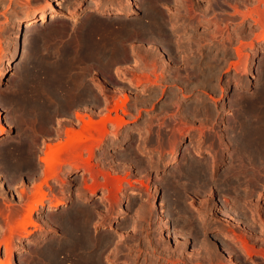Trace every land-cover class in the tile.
<instances>
[{
    "label": "rangeland",
    "instance_id": "374dc122",
    "mask_svg": "<svg viewBox=\"0 0 264 264\" xmlns=\"http://www.w3.org/2000/svg\"><path fill=\"white\" fill-rule=\"evenodd\" d=\"M100 1L106 8L129 7L127 0ZM131 1L136 12L124 16L99 13L100 6L91 0H0V67H7L0 82V127L5 129L0 134V240L9 231L10 218L24 212L38 183L50 197L33 214L34 225L27 226L31 234H14L13 254L8 256L1 246V261L50 264L47 255L57 243L62 251L59 257L64 259L59 258L61 264H84L83 256L89 250L75 246L76 236H71L77 235L74 224L60 218H73L77 209L86 214L91 207L94 214L88 212L90 216L83 217L82 213L80 218L87 232L91 230L92 242L98 243L94 248L102 264H264V153L260 160L253 158L232 138L246 128L245 120L250 117H260V121L253 118L254 124L264 130V0ZM40 11H54L56 18L39 21L29 36L24 22ZM246 13H254L262 21L257 23ZM86 40L96 41L92 46ZM240 46L238 56L235 49ZM88 47H93L96 55ZM116 47L117 53L113 51ZM113 54L116 56L111 59ZM137 79L139 84L128 85ZM125 95L128 99L123 109L128 112L119 107L118 113L127 123L118 128L108 123L104 141L93 154L80 142V166L65 164L59 177L43 183L47 166L41 158L48 152L47 144L70 126L68 120L80 123L81 128V120L75 116L80 112L86 119L91 116L99 121L107 107L114 109ZM112 115H116L114 110ZM83 160L88 168L81 167ZM192 161L196 172L202 174L187 173ZM104 174L131 182H124L128 187L119 193L117 205L110 201V191L103 188ZM94 175L103 183L99 181L102 186L97 185L96 194L91 196ZM131 188L148 198L146 194L131 196ZM105 196L109 200L104 201ZM61 197L64 204L49 211L50 204ZM163 202L164 208L160 205ZM142 209L151 213L150 218L145 215L149 220L140 214ZM221 212L240 226L230 225L224 216L221 220ZM83 218L93 220L92 227ZM113 220V226H106ZM132 221L137 224L132 225ZM217 231L241 236L240 240L256 252L249 255L240 240L223 239ZM129 234L134 240H126Z\"/></svg>",
    "mask_w": 264,
    "mask_h": 264
},
{
    "label": "bare ground",
    "instance_id": "6f19581e",
    "mask_svg": "<svg viewBox=\"0 0 264 264\" xmlns=\"http://www.w3.org/2000/svg\"><path fill=\"white\" fill-rule=\"evenodd\" d=\"M51 1V0H50ZM52 1H54V0H52ZM126 1V0H125ZM91 2L94 4V5H99L100 6V9H99V13L101 12V13H104V12H107V13H114V14H117V15H124V16H131V15H133V14H135V12H136V9H135V7H134V5H133V2L131 1V0H127V4H128V8H126V7H114V8H106L105 6H102V2L100 1V0H91ZM57 3V2H56ZM53 6V5H52ZM59 7V6H58ZM56 13V12H55ZM54 13V11H51V12H46V11H43V12H41L40 11V13L39 14H37V15H33V16H31V17H29L25 22H24V27H25V32L26 33H28V35L29 36H31V35H33V30L35 29V26H36V23H38L39 21H41V23H45L49 18H56V14ZM35 14V13H34ZM254 13H246V14H244L246 17L247 16H249V17H251V18H253L254 19V21L255 22H261L262 20V18L260 19V17L259 18H255L254 17V15H253ZM155 16V15H154ZM93 20V19H92ZM97 21V20H96ZM157 21V20H156ZM40 23V24H41ZM95 25V24H94ZM93 25V26H94ZM92 26V27H93ZM159 28V27H158ZM91 29V28H90ZM99 29V28H98ZM113 31V30H112ZM111 31V32H112ZM114 32V31H113ZM105 33V32H104ZM109 33V32H108ZM38 34V33H37ZM87 35V34H86ZM39 36H41V34L39 35ZM91 36V35H90ZM42 37V36H41ZM92 37V36H91ZM25 38V37H24ZM34 38H35V36H34ZM87 38H90L89 36L87 37ZM94 38V37H93ZM38 39V38H37ZM91 39V38H90ZM14 40V39H13ZM88 40V39H87ZM86 40V41H87ZM91 40H93V39H91ZM91 40H89V44H95V43H93V42H95V41H93L92 43L90 42ZM101 40V39H100ZM99 40V41H100ZM84 41H85V38H84ZM105 41V40H104ZM108 41V40H107ZM107 41H106V43H107ZM103 42V41H102ZM109 42V41H108ZM87 43V44H88ZM105 43V44H106ZM13 44V43H12ZM103 44V43H102ZM109 44V43H108ZM108 44H107V47H108ZM14 45V44H13ZM12 45V46H13ZM84 45H85V48H86V43H84ZM96 45H98L99 46V44L97 43ZM110 45V44H109ZM111 45H114V44H111ZM90 46V45H89ZM93 46V45H92ZM102 46H104V45H102ZM243 46V45H242ZM110 47V46H109ZM117 47H119L118 45H117ZM117 47H116V51L115 50H113L114 48H115V46H114V48L112 49L114 52H116L117 53ZM15 48V47H14ZM69 48H71V47H69ZM83 48V47H82ZM88 48H93V47H88ZM102 47L100 46V49H101ZM104 48H105V46H104ZM0 49H1V41H0ZM91 49H86V50H91ZM111 49V48H110ZM71 50V49H70ZM95 51L97 50V51H100V50H98L97 48L96 49H94ZM235 50H237V53H238V56L239 55H241V53H242V48H241V46L240 47H237V49H235ZM74 51V50H73ZM79 51V50H78ZM91 51H93V49L91 50ZM91 51H89V52H91ZM107 51V50H106ZM110 51V53H111V50H109ZM58 52V51H57ZM56 52V53H57ZM80 52V51H79ZM104 52V51H103ZM118 52H120L119 51V49H118ZM72 53V52H71ZM70 53V54H71ZM93 53H94V51H93ZM97 53V52H96ZM96 53H94L95 55H96ZM102 53V52H101ZM107 53L108 52H105L104 54H106L105 56H107ZM110 53H109V55H110ZM66 54V53H65ZM115 54V53H114ZM114 54L112 55L113 57L111 58V59H113V58H115V56H114ZM119 54V53H118ZM117 54V56H119ZM121 54V53H120ZM189 54V53H188ZM99 55H101V54H99ZM13 56V55H12ZM69 56H72V55H69ZM105 56H103V55H101L100 57H101V59H104L103 57H105ZM87 57V56H86ZM107 57H109V56H107ZM62 58V57H61ZM94 58H97L96 56L94 57ZM11 59V58H10ZM66 59V58H65ZM87 59H89V58H87ZM93 59V58H92ZM91 60V59H90ZM98 60H99V57H98ZM110 60V59H109ZM93 61V60H92ZM103 61H108V59L107 60H103ZM109 62H111V60L109 61ZM69 64V63H68ZM107 64H109V63H107ZM106 64V65H107ZM217 64V63H216ZM60 65V64H59ZM172 65V64H171ZM154 66V65H153ZM50 69V68H49ZM48 70V69H47ZM154 71V70H153ZM6 72H7V67H0V82L3 80V78H4V76H5V74H6ZM51 72V71H50ZM51 74V73H50ZM53 74V73H52ZM144 74V73H143ZM145 75V74H144ZM148 76V75H147ZM150 77V76H149ZM149 77H147L146 78V80H149L148 78ZM56 79V78H55ZM151 79V81L153 80L152 78H150ZM138 80V79H137ZM51 82H52V80H51ZM54 82V81H53ZM141 82V81H140ZM143 82V81H142ZM156 82V81H155ZM47 83H48V81H47ZM139 84V80L138 81H136V82H129L128 83V85L129 86H133L134 84ZM53 84V83H52ZM52 84H50L49 85V87L50 86H52ZM66 84V83H65ZM64 84V85H65ZM75 84V83H74ZM78 84V83H77ZM80 84V83H79ZM156 84V83H155ZM61 86V85H60ZM59 86V87H60ZM66 87V86H65ZM77 87H78V85H77ZM80 87V86H79ZM51 88V87H50ZM55 87H53V90H56V89H54ZM58 88V87H57ZM46 89V88H45ZM52 90V91H53ZM51 91V90H50ZM51 91V92H52ZM77 91V90H76ZM54 92V91H53ZM56 92V91H55ZM57 93V92H56ZM89 93V92H88ZM71 94H73V92L71 93ZM75 94H76V92H75ZM127 95V94H126ZM123 96V103H122V101L121 102H119V104H118V102H117V104H116V107L114 108V109H111L109 106L107 107V109H106V115L103 117L102 116V118L98 121L97 119L95 120L93 117H91V116H89L88 117V119H86V118H84V116L83 115H81L80 114V112H76L75 113V116H76V118H78L79 120H81V123H82V125L83 126H81V128H80V123H78V122H76V121H73V120H68L69 122H70V126H68V127H66L65 128V131H63V134L61 135L60 134V136L59 137H57V138H54V140L52 141V142H49L48 144H47V148H48V152H46V154H45V157H43V158H41L42 159V162H43V164H45V166H47V167H45L46 168V171L44 172V176H45V182H43V181H41V182H43V183H48L49 182V179L50 178H56V177H59V173H60V170L63 168V166L65 165V164H69L71 167L73 166V167H78V166H80V164H81V161H80V142H83V144H84V146H85V150L87 149V151L90 153V154H93L94 153V151H95V149L96 148H98L100 145H102V142L104 141V138H105V136H106V133L108 132V127H107V125H108V123H113L114 125H117V128H118V126H122V125H124V124H126L127 123V119L124 117V116H122V115H120L119 113H118V109H119V107L120 108H122V110L124 111V113L127 111H125V109H123L124 108V105H125V103H126V101H127V99H128V95L127 96ZM71 96V95H70ZM76 96H77V94H76ZM48 97V96H47ZM261 97V96H260ZM260 97H259V99H260ZM70 98H72V97H70ZM77 100H79L80 101V94L77 96V97H75ZM262 98V97H261ZM48 99V98H47ZM72 100V99H71ZM51 101V100H50ZM72 101H74V100H72ZM118 101V100H117ZM245 101H247V100H245ZM261 101V100H260ZM113 102V101H112ZM263 102V101H262ZM120 103H122V104H120ZM260 104V103H259ZM50 105V104H49ZM48 105V106H49ZM254 104L252 103V107L253 108H255L254 106H253ZM257 106V105H256ZM50 108V107H49ZM261 109V108H260ZM115 111V113H116V115L115 116H113L112 115V111ZM128 112V111H127ZM249 112V111H248ZM260 112H262V110L260 111ZM100 115H102V114H100ZM250 117V116H249ZM262 117H263V115H262ZM3 117L0 115V119H2ZM253 118H256V120L257 121H260L259 120V118L257 119V117L256 116H254V117H250V118H247V120H245L246 121V123H245V129L244 130H240L238 133H234V135L236 136V137H232L233 139H235L234 141V143H237L238 144V147L240 146V150H243V151H245V152H243V153H246V152H249V153H251V155L253 156V158H258L259 160H260V158L262 157V155H263V153H264V132H262V131H264V130H262V131H260V129H258V127L257 126H259V125H256L255 126V124H254V120H253ZM264 118V117H263ZM66 119V118H65ZM263 120V119H262ZM261 120V121H262ZM3 122V121H2ZM243 122V121H242ZM263 122V121H262ZM69 124V123H68ZM67 124V125H68ZM236 124H240L239 122L238 123H234V125H236ZM244 124V123H243ZM241 125L242 126V128L244 127V125ZM63 124H60V127L62 126ZM63 126H65V124L63 125ZM76 126H79V127H76ZM240 126V125H239ZM240 126V127H241ZM59 127V128H60ZM242 128H240V129H242ZM58 129V128H57ZM231 129V128H230ZM237 129H238V127H237ZM264 129V128H263ZM60 130H61V128H60ZM239 130V129H238ZM234 131V130H233ZM5 132V129L4 128H2V127H0V134H2V133H4ZM173 132V131H172ZM216 132V131H215ZM235 132H237V131H235ZM50 133H51V130H50ZM52 133H53V131H52ZM51 133V134H52ZM59 133H60V131H59ZM62 133V132H61ZM224 133V132H223ZM214 135V134H213ZM231 136H232V133L230 134ZM223 137V136H222ZM52 139V138H51ZM229 142V141H228ZM232 142V141H231ZM233 143V142H232ZM237 144H234V146L235 145H237ZM236 148L235 149H237L238 150V147L237 146H235ZM234 149V150H235ZM83 150V149H82ZM239 150V151H240ZM164 152V151H163ZM238 153V152H237ZM243 153H240V154H243ZM248 154V153H247ZM250 155V154H249ZM250 155V156H251ZM243 156V155H242ZM241 155H240V157L241 158H243ZM251 156V157H252ZM66 157V158H65ZM90 157H92V156H90ZM239 157V156H238ZM260 157V158H259ZM263 158H264V156H263ZM262 158V159H263ZM85 159V158H84ZM89 159H91V158H89L88 157V159L86 158V160H88L89 161ZM261 159V160H262ZM193 160V159H192ZM241 160V159H240ZM198 161V160H197ZM257 161V160H256ZM83 162H84V160H83ZM82 162V166L81 167H85V168H88L87 166H88V163H86V162H84L83 163ZM143 162V161H142ZM190 163H191V160L189 161ZM200 162V161H199ZM209 162V161H208ZM255 162V161H254ZM91 163V162H90ZM187 163V162H186ZM185 163V164H186ZM190 163H189V165H190ZM192 163H193V161H192ZM203 163V162H202ZM157 164V163H156ZM188 164V163H187ZM199 164V163H198ZM204 164H205V162H204ZM210 164V163H209ZM90 165V164H89ZM195 163H193L192 165H191V167H190V169L187 171V173L189 174V175H194V172H196V170H195ZM200 165V164H199ZM202 165V164H201ZM207 165H208V163H207ZM207 165H204V168H205V166H206V168H207V170H208V167H207ZM213 165V164H212ZM92 167V166H91ZM140 167V166H139ZM147 168H148V170H150L151 168L150 167H148V166H146ZM158 167V166H157ZM156 167V168H157ZM180 167V166H179ZM141 168V167H140ZM178 168V167H177ZM202 168H203V166H202ZM145 169V168H144ZM143 169V170H144ZM209 169H211L210 167H209ZM85 170H87V169H85ZM91 170V169H90ZM146 170V169H145ZM202 170V172H203V169H201ZM205 170V169H204ZM206 170V171H207ZM93 171V170H92ZM198 171V170H197ZM212 171V170H211ZM211 171H210V173H211ZM97 172V171H96ZM179 172H181V174H182V171L180 170ZM229 172V171H228ZM228 172H226V177H228V175H227V173ZM94 173H95V171H94ZM150 173V172H149ZM149 173H148V175H149ZM196 173H198V172H196ZM199 173H200V171H199ZM198 173V174H199ZM206 172H204V174H205ZM209 173V172H208ZM208 173H207V177H208ZM97 174V173H96ZM156 174V173H155ZM172 174H173V172H172ZM200 174H202V173H200ZM202 175V176H206V175ZM92 175H93V173H92ZM211 175H212V173H211ZM86 177V176H85ZM154 177H156V179H157V176L155 175ZM160 177V176H159ZM177 177V176H176ZM211 177V176H210ZM84 178V177H83ZM87 178V177H86ZM91 178V177H90ZM94 180H93V182L94 181H96V184H95V186L93 187V188H91V196H93L94 194H96V192H97V185H101L102 183H103V179H102V181H100V179H99V181L100 182H102L101 184H100V182L98 181V175H94L93 177H92ZM104 184H102L104 187L103 188H107L110 192V194L108 195V196H110L111 194H112V198H110V201H112V200H114L115 201V205H117V202H119V199H118V195H119V193L120 192H124L125 190H126V188L128 187L127 185H125L124 184V182L125 181H127V183H128V185H131V182H130V180H127L126 179V177H122V176H110L109 174H104ZM149 178V177H148ZM174 178V177H173ZM172 176H171V180L170 181H173L172 179ZM178 178V177H177ZM193 178V177H192ZM201 178H203V177H201ZM170 179V178H169ZM183 179H185V178H183ZM187 179V178H186ZM197 179V178H196ZM148 180V179H147ZM154 180V179H153ZM181 180H182V178H181ZM181 180H180V184H181ZM189 180V179H188ZM208 180H209V178H208ZM132 181V180H131ZM152 181V180H151ZM176 182H177V179L175 180ZM201 181H204V178H203V180L201 179ZM169 182V181H168ZM183 182V181H182ZM188 182H190V181H188ZM226 182V181H225ZM2 183V182H1ZM143 183V182H142ZM178 183V182H177ZM200 183V182H199ZM207 183V182H206ZM94 184V183H93ZM133 184V183H132ZM190 184V183H189ZM198 184V183H197ZM204 185H205V183H203ZM226 184V183H225ZM45 185V184H44ZM48 185V184H47ZM101 185V186H102ZM179 185V184H178ZM183 185V184H182ZM88 186V185H87ZM146 186H147V184H146ZM179 186H181V185H179ZM179 186H177V187H179ZM203 186V185H202ZM92 187V186H91ZM137 187V186H136ZM184 187V186H183ZM238 187V186H237ZM135 188V187H134ZM138 188H140V187H138ZM147 188H148V186H147ZM182 188V187H181ZM187 188V187H186ZM223 188V187H222ZM132 189V188H131ZM143 189V188H142ZM141 189V190H142ZM188 189V188H187ZM190 189V188H189ZM191 189H193V188H191ZM133 190V192L130 194L131 196H136V197H143L146 193H144V195L141 193V191H135L134 189H132ZM140 190V189H139ZM144 190V189H143ZM148 190H149V188H148ZM146 191V190H145ZM185 191V190H184ZM188 191H190V190H188ZM187 191V192H188ZM192 191V190H191ZM24 192V191H23ZM23 192H21V193H23ZM106 192H108V191H106ZM127 193H129V192H127ZM180 193V192H179ZM181 193H183L182 191H181ZM180 193V195H182ZM24 194V193H23ZM104 194H106V193H104ZM126 194V193H125ZM177 194V193H176ZM175 194V195H176ZM185 194V193H184ZM121 195V194H120ZM175 195H173V196H175ZM49 195H48V193H47V190H44V187H43V184L41 183V184H39L38 183V185H37V187H35V189L33 188V192L30 194V197H29V204L27 205V207L25 208V210H24V212H22V216H23V218L21 217L20 218V214L18 215H16V214H14L15 216H13L12 218H10V221L8 222V233H5L4 234V236H3V238H2V240H0V248H1V246L2 245H4V247H5V249H6V251H7V253H8V256H10L11 254H13V252H12V245H13V236H14V234L15 233H21V237H25L26 235H29V234H31V230H29L28 228H27V226H29V225H34V221H33V214L37 211V210H39V207L41 206V205H44L45 204V201L48 199V198H50V197H48ZM63 196V195H62ZM108 196H105V198L103 199L104 201H106V199L107 200H109V197ZM146 196H147V194H146ZM155 196V195H154ZM185 196V195H184ZM120 197V196H119ZM130 197V196H129ZM150 197H152L151 195H150ZM175 197H178V195H176ZM181 197V196H180ZM185 197H187V195L185 196ZM53 198V197H52ZM122 198V197H121ZM126 198V197H125ZM147 198H148V196H147ZM170 198H172V197H170ZM140 199V198H139ZM102 200V199H101ZM102 200V201H103ZM128 200V199H127ZM144 200V199H143ZM171 200V199H170ZM113 201V202H114ZM142 201V200H141ZM168 201V200H167ZM64 199L61 197V198H58V199H56L55 201H53L51 204H50V207H49V211H51V210H54V209H56V208H58L60 205H62V204H64ZM108 202V201H107ZM130 202V201H129ZM144 202V201H143ZM165 202H166V200H165ZM181 202V201H180ZM182 202H183V200H182ZM81 203V202H80ZM105 203V202H104ZM110 203V202H109ZM109 203H107V204H109ZM171 203H172V201H171ZM84 204V203H83ZM114 204V203H113ZM138 204V203H137ZM167 204H168V202H167ZM190 204V203H189ZM109 205H111V204H109ZM109 205H107L108 207H110L111 208V206H109ZM114 205V207H116ZM130 206H132L131 204H129ZM129 205H127V208H128V206ZM135 205H136V203H135ZM161 206H162V208H164V202L163 203H161L160 204ZM170 205H172V204H170L169 203V206ZM179 205H181V204H179ZM81 206V205H80ZM87 206V205H86ZM175 206V205H174ZM191 206V205H190ZM76 207V206H75ZM89 207V206H88ZM114 207H112V208H114ZM119 207H121V206H119ZM138 207H140V206H138ZM182 207V206H181ZM180 207V208H181ZM78 208V207H77ZM76 208V209H77ZM84 208H86V207H84ZM83 208V209H84ZM91 208V207H90ZM90 208L88 209L89 211L88 212H90ZM93 208V207H92ZM133 208V207H132ZM135 208V207H134ZM141 208H143V207H141ZM141 208H139V209H141ZM150 208H151V206H150ZM154 207H152V209H153ZM166 208V207H165ZM87 209V208H86ZM117 209H118V207H117ZM120 209V208H119ZM136 209H138V208H136ZM136 209H135V211H136ZM145 209V208H144ZM184 209V208H183ZM183 209H182V211H183ZM204 209V208H203ZM218 209V208H217ZM85 210V209H84ZM91 210H95V209H91ZM101 210H103V209H101ZM113 210V209H112ZM126 210V209H125ZM154 210V209H153ZM185 210V209H184ZM87 211V210H86ZM105 211H109L108 209L106 210L105 209ZM111 211V210H110ZM115 211V210H114ZM120 211V210H119ZM128 211V210H127ZM126 211V212H127ZM138 211V210H137ZM141 211V210H140ZM156 211V210H155ZM159 211V210H158ZM161 211V210H160ZM220 211V210H219ZM225 211V210H224ZM80 212H81V210L80 209H77V211H76V215L73 217V218H71L70 216H68V217H64L63 216V219H61L60 218V221H62L63 223L65 222H68L69 223V221H70V223H71V221H72V224H74V226L72 225V224H70V225H72L73 227H75V229H76V231H77V235H71V234H69V235H71V236H73V238H74V236H76L75 237V239H74V243H77L75 246L77 247V246H80V248H82L83 247V250H84V247L86 248V249H88L89 251H87L86 253H87V255H84L83 257H84V260H82L83 262H84V264H102V260H101V257H100V254L99 253H97L96 252V250H95V246H97V244L95 245L93 242H92V239H91V237H92V235H90L89 236V233H90V228H89V232H87V229H86V225L85 224H83L82 222H84L83 220H82V218H80V215L83 213V211H82V213L80 214ZM87 212V213H88ZM92 212V211H91ZM90 212V214H94V212H92L91 213ZM97 212V211H96ZM129 212V211H128ZM139 212V211H138ZM137 212V213H138ZM151 212V211H150ZM154 212V211H153ZM74 213V212H73ZM86 213V214H87ZM102 213V212H101ZM111 213V212H110ZM115 213V212H114ZM116 213H117V211H116ZM120 213V212H119ZM136 213V212H135ZM157 213V212H156ZM159 213V212H158ZM183 213V212H182ZM221 213H223L220 217L222 218V216H224V218L227 220L226 222H228L230 225L232 224V225H234V227L236 228V227H239L240 225H239V222L238 221H236V220H234V219H231L232 217H229L228 216V214H226L225 212H221ZM236 213V212H235ZM85 212L82 214L83 215V217H85ZM89 214V213H88ZM90 214H89V216H90ZM140 214H143V216L145 217V215L147 214V217H149L150 215H151V213H148V211L147 210H145V211H143V209H142V211L140 212ZM168 214V213H167ZM178 214V213H177ZM67 215H69V214H67ZM97 214L95 213V216H96ZM108 215V214H107ZM107 215H105V217L107 216ZM126 215V214H125ZM149 215V216H148ZM154 215H155V213H154ZM158 215V214H157ZM87 216V215H86ZM130 216V215H129ZM138 216H140V215H138ZM156 216V215H155ZM107 217H109V215L107 216ZM106 217V218H107ZM147 217H145V218H147ZM159 217H161V216H159ZM86 218H88V217H86ZM90 218V217H89ZM91 218H92V216H91ZM94 218V217H93ZM98 218V217H97ZM132 218V217H131ZM141 218V217H140ZM143 218V217H142ZM144 218V220H149V218H147V219H145ZM175 218V217H174ZM224 218H222L221 220H225ZM51 219V218H50ZM56 219H59V218H55V220ZM82 221H81V220ZM83 219H85V218H83ZM95 220H96V218H94ZM101 219H103L102 218V216H101ZM112 219V218H111ZM124 219V218H123ZM137 219H139V217H137ZM189 219V218H188ZM49 220V219H48ZM86 220V219H85ZM91 220V219H90ZM89 220V221H90ZM105 220V219H104ZM122 220V219H121ZM134 220V219H133ZM151 220H153V219H151ZM50 221H53L52 219L50 220ZM87 221V220H86ZM87 221L88 223V225L89 224H91L92 223V221ZM98 221H100V220H98ZM98 221H97V223H98ZM106 221H107V219H106ZM125 221V220H124ZM141 221H142V219H141ZM164 221V220H163ZM169 221V220H168ZM190 221V220H189ZM53 222H56L57 223V221H53ZM61 222V223H62ZM96 222V221H95ZM128 222H129V220H128ZM127 222V223H128ZM131 222V221H130ZM133 222V221H132ZM143 222V221H142ZM144 222H146V221H144ZM150 222V221H149ZM161 222V221H160ZM59 223V225H61L60 224V222H58ZM113 223H114V220L113 221H109V223H107L106 222V226H113ZM124 223V222H123ZM134 223L135 222H133V224L132 225H134ZM152 223V222H151ZM37 224V223H36ZM48 224H50V222L48 223ZM125 224H126V222H125ZM135 224H137V221H136V223ZM139 224V223H138ZM148 224V223H147ZM159 224V223H158ZM64 225V224H63ZM67 225V224H66ZM92 225L93 224H91V227H92ZM102 225V224H101ZM144 225V227H145V223L143 224ZM152 225H154V224H152ZM151 225V226H152ZM202 225V224H201ZM65 226V225H64ZM90 226V225H89ZM89 226H87V227H89ZM105 226V225H104ZM116 226V225H115ZM122 225L120 224V227H121ZM130 226V225H129ZM147 226V225H146ZM150 226V227H151ZM160 226H161V223H160ZM165 226V225H164ZM167 226V225H166ZM227 226V225H226ZM67 226H65L64 228H66ZM69 227V226H68ZM68 227L66 228L67 230H68ZM73 227H70V228H73ZM233 227V226H232ZM61 228V227H60ZM122 228V227H121ZM134 228V227H133ZM152 228H153V226H152ZM158 228V227H157ZM161 228V227H160ZM163 228V227H162ZM161 228V229H162ZM230 228V227H229ZM75 229H72V231H74ZM141 229V228H140ZM145 230H146V228H144ZM143 229V230H144ZM243 229H244V227H243ZM70 230V233H71V229H69ZM121 230H123V229H121ZM137 230V229H136ZM135 230V231H136ZM95 231V230H94ZM152 231V230H151ZM221 231V230H220ZM227 231V230H226ZM228 231H230V230H228ZM233 231V230H232ZM138 232V231H137ZM148 232H149V230H148ZM244 232H245V230H244ZM75 233V232H74ZM91 233H93V231L91 232ZM115 233V232H114ZM162 233V232H161ZM230 233V232H229ZM76 234V233H75ZM95 234V233H94ZM97 234V233H96ZM126 234V233H125ZM139 234H140V231H139ZM232 234V233H231ZM229 235L227 232H221V233H218V231H217V233H216V235L217 236H220V237H222L223 239L225 238V239H227V238H231L232 240H240V237H237V236H235V234H233V235ZM112 235H114L113 233H112ZM127 235V234H126ZM169 235V234H168ZM95 236V235H94ZM115 236V235H114ZM113 236V237H114ZM116 236H119V234L118 235H116ZM115 236V237H116ZM121 236V235H120ZM125 236V235H124ZM98 238H99V236H97ZM103 237V236H102ZM106 237H108L107 235H106ZM110 237L111 236H109V239H110ZM114 237V238H115ZM129 237H130V240H134L133 238V236L131 235V234H129L128 235V239H126V240H129ZM133 237V238H132ZM144 237H145V235H144ZM69 238V237H68ZM67 238V239H68ZM72 238V237H71ZM72 238V239H73ZM96 238V237H95ZM114 238H113V241L112 242H114ZM121 238V237H120ZM147 238V237H146ZM242 238V237H241ZM106 239H108V238H106ZM108 239V243H109V241L111 240H109ZM69 240V239H68ZM98 240V239H97ZM102 240V239H101ZM117 240H118V237H117ZM122 240V239H121ZM126 240H124V241H126ZM52 241L53 240H51V243H52ZM61 241V240H60ZM60 241H57L58 243L60 242ZM73 241V240H72ZM93 241H94V239H93ZM104 241V240H103ZM106 241V240H105ZM241 241V245L243 246V248L247 251V253L249 254V255H253L254 254V252H256V251H254V250H256V249H254L253 247H250L247 243H245V242H243L242 240H240ZM64 242V241H63ZM98 242V241H97ZM102 242V241H101ZM116 242V241H115ZM120 242H122V241H120ZM127 242V241H126ZM177 242V241H176ZM53 243H55V241L53 242ZM69 243H71L70 241L68 242V244ZM93 243V244H92ZM119 243V242H118ZM163 243V242H162ZM57 244V243H56ZM55 244V245H56ZM65 244H67L66 242H65ZM78 244H80V245H78ZM101 244V243H100ZM107 244V243H106ZM117 244V243H116ZM237 244V243H236ZM54 244L52 245V247H50V250H49V254L47 255L48 257H49V259H50V264H61V261H64V259H62L63 258V256H61V257H59V253H61V255H62V251H61V246L59 247H57V246H55ZM62 245L63 246H65L63 243H62ZM111 245H112V243H111ZM110 245V246H111ZM182 245V244H181ZM238 245H240V244H238ZM101 246V245H100ZM99 246V247H100ZM116 246V245H115ZM234 246V245H233ZM95 247V248H94ZM98 247V246H97ZM102 247V246H101ZM105 247V246H104ZM180 247V246H179ZM47 248H48V246H47ZM47 248H45V249H47ZM79 248V247H78ZM80 248H79V250H80ZM109 248V247H108ZM117 248V249H116ZM116 248H114V249H116L117 250V252H119L118 250H119V247L117 246ZM131 248V247H130ZM63 249V248H62ZM66 249V252H67V247L65 248ZM65 249H64V251H65ZM99 249V248H98ZM102 249H103V247H102ZM101 249V251L103 252V250L105 249H103L102 250ZM113 249V248H112ZM163 249V248H162ZM226 249V248H225ZM77 250L78 249H76V252H77ZM78 250V251H79ZM82 250V251H83ZM106 250H107V248H106ZM124 250H126V249H124ZM123 250V251H124ZM166 250V249H165ZM181 250H182V248H181ZM48 251V250H47ZM71 250H68V252H70ZM81 251V250H80ZM79 251V252H80ZM98 251V250H97ZM115 251V250H114ZM122 251V250H121ZM179 251V250H178ZM41 252H44V251H41ZM165 252V251H164ZM169 252V251H168ZM228 252H229V250H228ZM46 253V252H45ZM48 253V252H47ZM82 253V252H81ZM104 253V252H103ZM108 253V252H107ZM112 253V252H111ZM110 253V254H111ZM118 253H116L115 254V256L118 258L119 257V255H117ZM40 255V254H39ZM45 255V256H46ZM112 255V254H111ZM44 256V255H43ZM44 256V257H45ZM104 256V255H103ZM114 256V257H115ZM109 257H110V255H109ZM59 258H61L62 260L60 261V259ZM112 258H113V256H112ZM111 258V259H112ZM119 258H121V257H119ZM5 259V258H4ZM7 259V258H6ZM5 259V260H6ZM41 259V258H40ZM109 259V258H108ZM107 259V260H108ZM228 259H230V258H228ZM5 260H2L1 261V259H0V264H5L3 261H5ZM38 260H39V258H38ZM106 260V259H105ZM104 260V261H105ZM120 260H123V259H120ZM44 261V260H43ZM44 262H48V261H44ZM80 263H82V262H80ZM104 263H106V262H104ZM108 263V262H107ZM6 264H11V263H6ZM48 264H49V262H48Z\"/></svg>",
    "mask_w": 264,
    "mask_h": 264
}]
</instances>
